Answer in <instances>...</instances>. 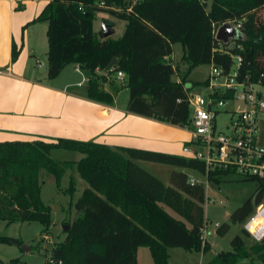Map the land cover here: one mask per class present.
Returning a JSON list of instances; mask_svg holds the SVG:
<instances>
[{"label":"trees","instance_id":"16d2710c","mask_svg":"<svg viewBox=\"0 0 264 264\" xmlns=\"http://www.w3.org/2000/svg\"><path fill=\"white\" fill-rule=\"evenodd\" d=\"M47 1L31 21L47 23V78H55L69 64L77 65L88 73L87 95L92 100L111 101V95L101 88L107 77L98 72L109 76L122 72L129 112L184 128L190 115L184 82L192 69L211 65L228 72L237 56L239 80H259L264 86V0H211L208 10L199 0H102L101 7L96 0ZM98 10L126 21L121 39H96L93 18ZM225 22L244 25L241 40L231 46L215 39L214 32ZM174 44L182 46L186 64L179 81L172 79L178 67L174 69L168 61ZM17 56L13 44L11 60ZM113 59L116 63L109 67ZM54 150L77 152L82 157L58 162L51 158ZM138 162L175 169L165 184ZM73 165L87 187L70 204L75 216L64 220L65 236L49 249L46 257L51 262L45 258L44 264H136L141 246L148 248L154 264H169L168 248L209 251L201 237L207 221L204 186L188 182V172L204 173L202 161L151 150L112 148L95 141L38 137L0 142V221L7 225L37 222L42 225L41 233L48 235L51 211L41 199L39 172L51 174L59 187ZM228 173L233 172L223 175ZM209 179L217 184L222 181ZM246 180L254 183V192L229 215L230 222L241 228L230 242L231 250L212 256L209 264H235L242 258L264 264V239L255 241L242 228L264 201V178ZM65 193L72 199V177ZM227 230L228 225L222 224L216 234ZM247 238L254 244L247 246ZM0 243L23 245L21 239L7 236H0Z\"/></svg>","mask_w":264,"mask_h":264},{"label":"crops","instance_id":"0c3cea01","mask_svg":"<svg viewBox=\"0 0 264 264\" xmlns=\"http://www.w3.org/2000/svg\"><path fill=\"white\" fill-rule=\"evenodd\" d=\"M47 3V0H0V142L33 140L38 137L71 138L95 141L112 148H136L176 154L179 145L174 143L175 134L182 130L189 137L183 142L182 148L188 144L190 135L185 129L129 112L126 108L129 95L128 92L124 94L125 90L128 91L125 81H118L114 77L115 80L111 82L105 71L98 73L107 77L101 88L111 95L110 102H100L88 97V73L81 67L77 72L75 65L69 64L58 76L48 79L47 23H31ZM123 26L126 27V21ZM111 28L114 31L113 23ZM13 44L18 50L15 61L11 60ZM181 50L182 59L184 50ZM173 59L172 46L168 61L174 69L177 64H180L181 71L186 68L184 63L174 62ZM172 79H180L176 70ZM139 164L144 168L146 166ZM191 174L192 177L196 176L193 172ZM157 177L165 184L169 182V178L165 180L164 176ZM71 203L72 199L69 207ZM207 234L210 235L209 232ZM205 241L210 246L205 253L177 247L168 248V263L209 264L212 256L227 252L215 251L207 238ZM11 263L19 264V261ZM0 264L5 263L0 259ZM136 264H154L147 247L137 249ZM235 264L263 263L242 258Z\"/></svg>","mask_w":264,"mask_h":264},{"label":"rangeland","instance_id":"374dc122","mask_svg":"<svg viewBox=\"0 0 264 264\" xmlns=\"http://www.w3.org/2000/svg\"><path fill=\"white\" fill-rule=\"evenodd\" d=\"M99 7L101 0H96ZM211 0L205 4V9L208 10L210 7ZM105 21H110L114 24L113 33L107 37H102L101 27ZM125 20L122 18H117L111 12L105 10L96 11L93 18V30L96 33V38L98 41H117L122 38L125 27L123 26ZM180 44L173 45V61L182 63L181 59L182 50ZM233 58V62H235ZM186 65V64H184ZM176 66V64H175ZM176 72L178 75L182 72L180 64ZM175 67V68H176ZM211 65H201L194 68L188 80L184 82V88L190 90L193 94L203 93V88L201 82L206 78L209 73ZM115 75H111L109 80L112 82L115 80ZM175 78V77H174ZM84 89L81 88V90ZM125 90L124 94H127ZM123 94V95H124ZM231 105L227 104V108ZM227 119V114L221 111L217 116L218 126L221 127V123ZM187 133L180 130L176 131L175 141L179 150L178 153L181 156L187 157L182 153L181 148L183 142L187 140ZM189 138V137H188ZM258 141L263 143L264 141V114L259 116L258 125ZM178 148V147H177ZM82 157V154L77 152H71L66 150H54L51 153V158L55 161H70L75 162ZM146 165L145 168L149 172H154L156 176H164L165 180L170 177L173 168L169 165L156 164L151 162H138ZM163 167V168H156ZM144 168V167H143ZM147 170V171H148ZM192 172H188L191 176ZM194 174V173H193ZM195 175V174H194ZM72 177L75 180V193L73 195L72 201L74 202L81 194L82 190L87 186L86 182L81 179L76 171L75 165L68 169L61 179L60 186L57 187L54 178L51 174L45 170L39 172V181L41 185V199L42 201L50 207L51 211V225L49 228V234H42V225L37 222L30 223H12L7 225L5 222L0 221V236H7L12 238H18L23 241V245L19 248L17 246H9L0 243V259L3 260L5 264H12L11 259L18 258L19 264H44L46 254L54 243H57L63 239L65 236L63 233L64 220L71 219L74 216V207H69L70 198L68 194L65 193V189L68 187L69 178ZM201 183L204 184L203 176L196 175ZM167 178V179H166ZM169 183V182H168ZM166 183V184H168ZM204 186L205 200L207 197L214 199V203H204V213L206 221V231L210 233L207 234L206 238L211 243L212 248L215 251H230V242L235 234L238 233L241 226L239 224H233L229 220V215L241 204L251 196L254 192V183L252 181L246 180L241 176L236 174L224 178L220 183L210 182L207 187ZM166 210L174 217H178L172 210L166 208ZM228 213V214H227ZM215 223L219 225L227 224L228 230L223 235L216 234ZM49 236V237H48ZM254 244L251 238L246 239V245L250 246ZM205 263V259H204ZM246 263V262H243Z\"/></svg>","mask_w":264,"mask_h":264},{"label":"built area","instance_id":"2783aa9c","mask_svg":"<svg viewBox=\"0 0 264 264\" xmlns=\"http://www.w3.org/2000/svg\"><path fill=\"white\" fill-rule=\"evenodd\" d=\"M199 2L207 4L208 0ZM232 23L237 29H241V22ZM233 58L236 61H232L228 72L211 66L208 75L201 82L203 93L193 94L187 90L190 115L189 124L183 129L189 133L190 139L182 148V153L187 158L204 163V173L201 176L206 187L214 182L209 177L223 180L236 174L244 179L264 178V141H258L259 116L264 114V86L259 80H239L240 58ZM75 71H79V66H75ZM115 78L123 81L125 75L117 72ZM227 104L231 107L227 108ZM221 111L227 114V119L220 127L217 116ZM228 170L233 173L224 176ZM188 177L190 184L204 185L198 178ZM205 202L214 203V199L207 197ZM214 226L218 228L220 225L215 223ZM242 228L255 241L264 239V201L255 207ZM206 236L205 225L201 234L203 243L206 242Z\"/></svg>","mask_w":264,"mask_h":264},{"label":"water","instance_id":"95a60500","mask_svg":"<svg viewBox=\"0 0 264 264\" xmlns=\"http://www.w3.org/2000/svg\"><path fill=\"white\" fill-rule=\"evenodd\" d=\"M244 25L241 26L243 28ZM113 33L111 25L108 23H103L101 27L102 37L107 38ZM242 34L241 29H237L232 22H225L217 27L215 32V39L224 45L231 46L235 41L241 40ZM116 63V60L113 59L109 64V67H113ZM88 89V88H86ZM67 226L63 227V230H66Z\"/></svg>","mask_w":264,"mask_h":264}]
</instances>
